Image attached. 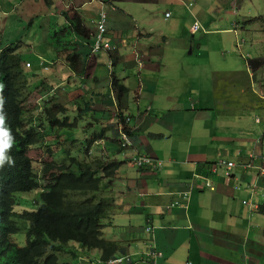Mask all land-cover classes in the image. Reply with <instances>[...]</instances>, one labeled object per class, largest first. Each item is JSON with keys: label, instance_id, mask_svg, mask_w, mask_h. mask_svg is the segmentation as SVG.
<instances>
[{"label": "crops", "instance_id": "1", "mask_svg": "<svg viewBox=\"0 0 264 264\" xmlns=\"http://www.w3.org/2000/svg\"><path fill=\"white\" fill-rule=\"evenodd\" d=\"M91 1L54 0L50 10L58 14V25L67 24L68 18L61 16L65 11L70 18L81 15L92 33L94 27L91 21L97 17L100 5ZM154 2L172 11L173 18L162 26H158L155 16L148 19L147 6L155 5ZM182 3V0H142L137 8L128 6L126 2L122 3L123 7L117 6L116 10L108 7L109 35L119 43L118 52L113 55L116 59L114 70L124 78L128 89L142 88L139 105L144 97L145 107L151 105L148 114L145 112L147 108L141 111L139 105L133 110L136 115L139 112L138 116L131 114V124L140 129L135 136V147L139 152L153 154L164 163L161 170L154 173L138 171L130 163L121 166L115 192H110L115 204L111 202L108 211L114 214L106 220L103 232L111 240L118 241L123 251L132 255L137 253L132 264H151L147 253L153 246L164 253L156 264H241L242 253L251 255L252 264H264V217L249 208L262 199L261 178L237 169V179L242 182L239 189H234L232 181L213 175L210 179L213 188L205 187L203 179L196 180L190 199L180 198L185 183L191 180L194 172L199 174L200 165H206L220 155L229 157L237 153L240 144L250 142V138L244 137L249 125H244L243 114L239 113V117L235 113L233 117L232 111L210 104L209 97L203 93L213 89L211 84L200 90V80L198 84L191 83L200 78V66L195 62V57L202 54L200 49L188 53L187 48L177 51L162 48L170 38L182 39L173 31L181 26L184 18ZM153 30L156 34L152 33ZM68 39L73 41L69 47L71 52L75 47L83 58L90 53L92 35L85 38L73 34ZM158 40L159 46L153 47ZM92 57L88 60L85 78L76 83L79 86L76 97H81L85 91L90 92L98 113L103 115L104 120L109 116V122L102 126L105 140L94 143L92 149L100 145L107 153L113 154L115 143L112 139L115 135L112 123L116 119L115 111H111L112 97L108 86L109 58L107 54ZM182 81H185L184 84H181ZM197 85L198 88L192 87ZM247 85V80L243 79L230 82L223 89L224 92L234 93L227 99L231 107L251 106L250 102L257 100ZM126 96L120 102L123 106H129V97ZM160 103L172 111L164 114L167 118L165 122L157 118L162 112L152 116L154 105L162 107V111L165 108ZM262 107L264 104L258 108ZM194 108L201 109L196 111ZM250 111L252 120L256 111ZM160 122L165 125L163 131L153 128ZM155 131L161 136L152 137L150 134ZM157 140L161 141L155 146ZM203 170L207 172V169ZM147 181L150 186L144 189ZM174 201L182 204L168 209L167 205ZM149 225L154 227L152 234L145 231ZM112 227L118 232L110 235ZM149 236L152 237L149 239ZM82 252L89 264L101 259L100 251Z\"/></svg>", "mask_w": 264, "mask_h": 264}, {"label": "clouds", "instance_id": "2", "mask_svg": "<svg viewBox=\"0 0 264 264\" xmlns=\"http://www.w3.org/2000/svg\"><path fill=\"white\" fill-rule=\"evenodd\" d=\"M5 4L11 6L9 11L3 10L0 7V264H47V258L37 253L20 252L16 250H24L28 247L33 239L31 232L32 220L37 219L44 211V205L48 204L47 198L51 194V185L55 181L57 175V169L65 162L67 164L70 153L65 156L61 154L63 147L73 149L74 145L82 144L78 140L84 139L85 146L89 147L87 155L90 159L99 157L108 162L117 161L121 162L119 168H116V173L113 176L103 179L104 186L100 189L97 194V199H103L106 207L105 212L108 211V207L111 202L114 203V199L111 197L115 192L116 183L119 179L118 170L125 163H130L132 167L138 171L147 170L145 172H157L163 167L164 161L153 154L146 153L141 154L135 147V136H132L130 132L140 130L135 125L131 124L132 115L137 117L133 110L130 108V103L133 105H139L138 100L140 95L143 93L142 88L138 87L136 90H130L124 84V78L115 72L114 66L116 59L113 57L118 52L119 43L111 39L108 28V7L111 10H116L117 6H121L123 2L128 0H92L100 5L97 17L91 21L93 25V34L90 33V29L87 28L81 15L77 14L74 17H68L65 11L63 19L68 18L67 24L58 25L56 18L58 14L52 12L50 8L55 4L54 0H23L18 6L13 8L11 0H4ZM142 3V0H134ZM183 12H190L192 18L194 13L191 12L190 5H195L197 0H191V3H187L186 0H182ZM15 14L19 15L22 22L29 21L31 19H38L37 25L40 23L42 33L39 29L34 26L31 34L25 36L16 35L15 32L10 31L12 34L11 38H6L8 24L12 16ZM165 20L173 18L172 11L169 9L163 12ZM185 17V15H183ZM262 19L261 16H255L251 19L244 21V24H251ZM210 20L204 21V26H201L199 21L195 19L191 25V21L183 18L181 26L175 28V34L182 39L178 40L173 37L168 40V46L165 48L166 51H177L180 49L187 48L188 53H192L194 50L197 51L201 48L202 40L196 39L195 35L199 30L205 31L208 27V35L215 34L221 29H211ZM70 27L71 32L68 35L64 34V31ZM264 27V25H263ZM262 27V31H263ZM37 28V29H36ZM89 29V30H88ZM237 30H235L236 32ZM264 32V31H263ZM152 33L156 34L153 30ZM77 37H90L92 35V42L90 45V53L81 57V54L74 50L70 51L72 40L68 39L70 36ZM190 35L189 41L187 37ZM31 36H38V41L31 39ZM53 36V38H52ZM19 41L17 46L12 44L6 45L7 42ZM160 41L158 40L153 47H158ZM198 46V48L196 47ZM24 50L20 53L19 48ZM164 44L162 45V48ZM64 54L63 57H60ZM98 54H107L109 58L108 69H109V88L111 93V111H115L114 125V137L112 141L116 144L117 148L113 145V154L107 153L101 148L100 145L94 143L105 140L103 137V129L100 133H97L99 126L93 125L92 128L86 127L82 129L80 125L75 123V126L71 128L70 122L72 114L80 117L81 114L85 113L79 109V113L76 114L74 109L77 106L79 98L88 99L86 92L81 94V97H76V90L79 86L76 85L77 81L81 78H85L88 66V60L90 56L96 57ZM193 57H195L193 55ZM31 58L33 62L26 61L25 59ZM248 66L251 74L246 76L245 79L248 82L249 89L255 93L257 101L262 100L264 102V55L248 59ZM119 81L120 85H115V81ZM240 79H234L229 76L227 80H222L218 74H212L210 84L213 89H224L228 83L236 82ZM120 86L122 89H120ZM70 94H72L70 96ZM136 101V104L132 102V97ZM124 95L129 97V106L121 105V100ZM76 97L72 100H68L70 97ZM86 103L85 109L93 111L95 117L100 118L102 115L98 113L97 108L93 105V99H89ZM11 101V107L14 111L22 113V123L26 125L27 121L30 120L31 124L35 127L33 131L37 136L36 142L29 141L24 130L19 131L13 126L7 112V103ZM28 104L38 106L39 111L32 113L29 109ZM61 105L65 107V112L56 113L59 120L58 124L49 125L46 120L48 113L56 111V107ZM114 106V108H112ZM148 106V105H147ZM145 107V109L147 108ZM194 106V105H193ZM196 111L200 109L194 108ZM207 108H205L206 110ZM253 110L252 106H247L245 110ZM141 110V109H140ZM151 110V105L146 109L147 114ZM144 111V110H143ZM256 114L253 116V120L260 125L261 130L264 131V107L255 109ZM162 111V114L171 113ZM132 114V115H131ZM103 119V115H102ZM77 120V118H76ZM103 125H106V120H102ZM249 127V126H248ZM37 129V130H36ZM84 131V135L80 134ZM260 131H253L249 128L244 136L250 138L248 144H240L237 153L225 156L220 155L217 158L212 159L213 161L205 163L206 165H200L201 169L199 174L194 172L191 180L185 183L183 191L180 193V198L184 200L190 199L192 189L195 187V181H204V186L213 188L210 179L214 175H219L229 180L234 186V189H239L242 184L239 178L237 179V169L250 173V175L257 178H261L263 183V192H261L262 199L258 204H252L249 206L250 210L258 213L264 217V214L258 211L260 205L264 202V133L262 135H256ZM93 135L89 137V133ZM95 134V135H94ZM17 135L21 136V152L14 153V146ZM153 136H161V133H151ZM58 137H61L58 141ZM49 138H52L54 147L48 144ZM237 138V136H236ZM74 140L71 145L68 141ZM41 146V147H40ZM40 148V152L43 153L44 158L51 159L44 161L42 159H36L31 155L33 150ZM256 148L259 149V153ZM94 149H100L101 153L95 158L90 155ZM106 150L108 148H105ZM71 152V151H70ZM116 152H122L123 160H118L114 154ZM74 155V154H73ZM72 156V155H71ZM81 158V157H80ZM53 164L50 168L49 165ZM204 169H207L205 172ZM238 171V172H239ZM103 174V173H102ZM205 176V178H204ZM200 177V179H199ZM13 178H16L20 183V190L14 195L9 193V185ZM144 178V176H143ZM148 182V181H147ZM148 185L143 187L147 189ZM111 192V193H110ZM29 194V195H27ZM186 204V202H184ZM37 205V206H34ZM115 204V203H114ZM182 203L174 201L167 205L168 209L181 205ZM244 204H248L244 201ZM114 213L109 212V218ZM106 220L102 222L105 226ZM103 237L111 240L103 232ZM145 231L152 234L154 227L149 225L145 228ZM25 232L27 240L24 246H21L14 235ZM148 234V235H149ZM262 235L264 236V226L262 228ZM152 236H149V239ZM115 241V240H112ZM118 242V241H117ZM119 243V242H118ZM120 244V243H119ZM78 245L72 246L70 243L65 245L67 251L70 249L81 252L78 260L80 262L88 260L82 251H92L98 249H76ZM16 249V250H13ZM101 252V251H100ZM75 256V255H74ZM102 256V253H101ZM137 253L132 255L129 251H123L120 245L115 256L107 261H103L102 258L95 264H132L135 261ZM164 256V253L157 251L153 246L147 253V257L151 258V264H156L157 259ZM59 258V257H58ZM80 262L78 264H80ZM73 264L70 262H66ZM241 264H252V257L247 253L240 255ZM191 264V262H188Z\"/></svg>", "mask_w": 264, "mask_h": 264}, {"label": "rangeland", "instance_id": "3", "mask_svg": "<svg viewBox=\"0 0 264 264\" xmlns=\"http://www.w3.org/2000/svg\"><path fill=\"white\" fill-rule=\"evenodd\" d=\"M13 8L15 6H18L20 3L23 2V0H11ZM26 1H33V0H26ZM187 3H191V0H186ZM128 6L132 8L139 7L140 3L139 1L134 0H128L126 1ZM155 5L147 6L148 10V19H152L154 16L157 18L158 26H162L165 21L163 17V12L168 10L166 7L162 5H157L156 2H154ZM0 7L3 10L9 11L11 9V6L5 4L4 0H0ZM121 7L123 5L121 4ZM191 12L194 13V17L192 18L190 12H186L185 17L186 19L191 21V25L195 19L199 21L201 26H204L205 20H210L212 26L211 29H221L220 31H217L215 34L208 35V27L205 28V31L199 30L195 37L196 39L200 41L202 40V45L200 48V57H195V62L200 66V78L195 79L191 81L193 84H198V81L200 80V90H205L209 84L212 77V74L215 72L219 73V77L222 80H227L229 76H232L234 79H245L246 76H249L251 74L250 68L248 66V59H252L254 57H259L261 55H264V32L262 31V27L264 25V0H197L195 5H190ZM255 16H261L262 19L260 21L251 23V24H244V21H247ZM171 20V19H170ZM38 19L34 18L26 22H22L19 15L15 14L11 17L9 24H8V31L6 38H11L12 34L10 31L15 32L16 35L25 36L27 34H31L33 28L35 25H37ZM39 29V32L42 33V29L40 27V23L36 26ZM36 28V29H37ZM235 30H237L235 32ZM71 32V28L68 27L64 34L68 35ZM53 38V36H52ZM31 39L35 40V42L38 41V36H31ZM190 35L187 37V41H189ZM19 41H13V42H7L6 45L12 44L13 46H17ZM169 43V42H168ZM168 43H164V49L168 46ZM198 48V46L196 45ZM23 48H19L20 53L23 51ZM208 50V51H206ZM214 50V51H212ZM22 55V53H21ZM23 56V55H22ZM24 58V56H23ZM26 61L33 62L31 58L25 59ZM185 81H182L181 84H184ZM187 83V82H186ZM197 87V86H192ZM86 92V91H85ZM201 93V91H200ZM88 94V99L85 100V98H79L77 106L74 107V109H77L75 111L76 114L79 113V109L83 110V114H81L80 117L74 116L72 114H69L71 116L70 122H71V128L75 126V123L80 125L82 129H85L86 127L92 128L93 125L99 126V130L97 133H100L102 131V115L100 118L95 117L93 111H89L85 109L86 103L90 101L89 99L92 98V94L90 92H86ZM209 97L210 104H215L217 106L221 105L225 108L226 111H232V116H235V113H237V116L241 117L239 113H242V118L244 120V125H249V128H252L253 125V131L260 130L256 133V135H262L264 133L263 129L261 130L260 125L256 123L253 119L251 120V111H246L247 108L246 105H244L243 108L230 106V103L227 102V99L229 100L230 97L234 94L232 91L224 92L223 89H212L209 91V93H203ZM132 97V102L136 104V101L133 99V94L130 95ZM129 96V97H130ZM201 99V98H200ZM145 97L143 98V103H141L140 109L141 111L145 110ZM202 101V99H201ZM203 103V102H202ZM253 111L257 109L261 104H264L262 100H260L257 103V100L254 99L253 102H250ZM159 105H164L160 103ZM165 106V105H164ZM29 109L32 111V113H37L39 111L38 106H34L32 104H28ZM114 108V106L112 107ZM130 108L132 110H136L137 106L130 103ZM162 107L153 106V115L156 116L160 112ZM229 108V109H228ZM96 109V107H95ZM164 112H167V107L163 109ZM222 115V113H220ZM77 118V120H76ZM106 123L109 122V116H106ZM158 119H162L164 122L167 119L166 116L163 114L160 115V117H157ZM162 121V122H163ZM162 122L156 124L153 126L155 130H164L165 125H162ZM252 124V125H250ZM156 133H159L155 131ZM84 131H82L80 134L84 135ZM93 135L92 132L89 133V137ZM95 135V134H94ZM111 136V134H109ZM61 137H58V141H60ZM48 141H50L48 144H50L52 147H54V143L52 142V138H49ZM81 141V143L85 144V140L81 139L78 140V142ZM161 140L155 141V146H157L158 142ZM71 143V140L68 141ZM264 142V138H263ZM253 143V140L250 142ZM115 148H117L116 144H114ZM41 147V146H40ZM154 148V147H153ZM61 154L67 156L69 152L72 150L70 146L61 148ZM82 149V148H81ZM150 149V148H149ZM83 150V149H82ZM176 150V149H175ZM257 152L259 153V149L256 148ZM101 153L97 149H94L90 155H92L93 158L95 156H99ZM141 154H146V152H141ZM31 155L36 159H42L44 161H47L48 159H51L49 156L48 158H44L43 153L40 152V148H37L36 150H33L31 152ZM72 156H75L71 154ZM77 156L81 157L82 159L85 158L86 155H83V153L78 152L76 153ZM114 156L122 161L123 160V154L122 152H116ZM29 195V194H27ZM34 206H37L34 204ZM118 231L115 227L110 228V235L116 234ZM109 235V236H110ZM17 239V242L24 246L26 244V234L25 232H20L16 235H14ZM133 250H136L133 248ZM75 255V256H74ZM81 256V252L75 250L74 254L71 253H65V252H59L58 257L59 261L61 262H70L73 264H76V260ZM80 264H89L86 261L80 262ZM104 264V263H99Z\"/></svg>", "mask_w": 264, "mask_h": 264}, {"label": "trees", "instance_id": "4", "mask_svg": "<svg viewBox=\"0 0 264 264\" xmlns=\"http://www.w3.org/2000/svg\"><path fill=\"white\" fill-rule=\"evenodd\" d=\"M115 85H120L118 80L115 81ZM120 89H122L121 86ZM65 110V107L58 105L56 111L48 113L46 120L49 125L58 124L56 113L65 112ZM7 112L13 126L19 131L24 130L29 141L38 140L33 133L35 127L31 121L28 120L26 125H23L22 113L12 109L11 101L7 103ZM137 131H131L130 134L136 136ZM72 141L74 140H71L70 144L74 145ZM21 143V136L17 135L14 153L21 152ZM78 152L86 155L85 158L77 156ZM88 152L89 147L85 144L74 145L69 152L67 164L64 162L57 169L58 173L50 187L51 194L47 198L48 204L44 205L43 213L37 219H31L32 241L24 250H13L43 255L48 260L47 264H69L59 261L58 258L59 252H69L65 249L68 243L72 246L78 245L76 249L100 250L103 261L115 256L120 244L103 237L102 229L105 225L102 222L105 218L109 219V211L105 212L104 200L97 199V194L104 186L103 179L115 175V170L119 168L121 162H108L99 157L90 159L87 156ZM49 167L52 168L53 164ZM20 187L18 180L13 178L9 185V193L14 195ZM258 211L264 214V202ZM70 250L69 253L74 254L75 250ZM79 262L78 260L76 264Z\"/></svg>", "mask_w": 264, "mask_h": 264}]
</instances>
